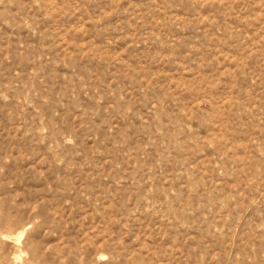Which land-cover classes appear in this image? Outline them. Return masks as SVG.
<instances>
[{
  "label": "rangeland",
  "instance_id": "1",
  "mask_svg": "<svg viewBox=\"0 0 264 264\" xmlns=\"http://www.w3.org/2000/svg\"><path fill=\"white\" fill-rule=\"evenodd\" d=\"M0 264H264V0H0Z\"/></svg>",
  "mask_w": 264,
  "mask_h": 264
}]
</instances>
